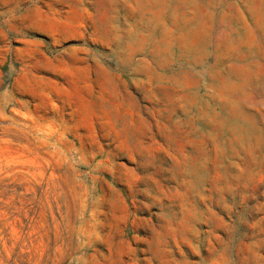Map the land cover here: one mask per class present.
<instances>
[{"label": "rangeland", "instance_id": "obj_1", "mask_svg": "<svg viewBox=\"0 0 264 264\" xmlns=\"http://www.w3.org/2000/svg\"><path fill=\"white\" fill-rule=\"evenodd\" d=\"M0 264H264V0H0Z\"/></svg>", "mask_w": 264, "mask_h": 264}]
</instances>
